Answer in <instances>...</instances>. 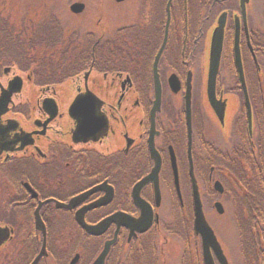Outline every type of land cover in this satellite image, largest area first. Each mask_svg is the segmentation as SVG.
I'll use <instances>...</instances> for the list:
<instances>
[{"label":"flooded vegetation","instance_id":"flooded-vegetation-1","mask_svg":"<svg viewBox=\"0 0 264 264\" xmlns=\"http://www.w3.org/2000/svg\"><path fill=\"white\" fill-rule=\"evenodd\" d=\"M135 3L134 19L88 32L71 46L82 51L84 70L68 102L39 88L32 109L38 117L31 118L18 110L20 94L14 95L10 112L30 125L18 132L31 134L32 142L0 153V226L13 240L14 223L34 219L42 202L47 226L59 220L74 229L80 211L90 225L119 216L95 238L103 250L116 237L106 264H164L168 239L176 264H264V0ZM211 34L213 46L215 35L222 46L213 104L207 85ZM10 81H0V99ZM79 95L85 106L73 114ZM3 115L2 125L15 119ZM205 173L208 188L199 179ZM77 197L82 201L74 209H56ZM232 224L240 237L227 235ZM7 244L0 247V264L10 252ZM12 248L24 260V246ZM79 255L77 264H83Z\"/></svg>","mask_w":264,"mask_h":264},{"label":"rangeland","instance_id":"rangeland-1","mask_svg":"<svg viewBox=\"0 0 264 264\" xmlns=\"http://www.w3.org/2000/svg\"><path fill=\"white\" fill-rule=\"evenodd\" d=\"M76 2L84 3L86 5V9L83 13L74 15L72 14L70 7L73 3ZM135 6L134 3L117 5L114 0H0V16L3 19V22L6 21L9 25L19 26V23H21L20 26L26 25L28 27L35 25V21H38V18H42L43 21H50L51 18L49 16H58L68 36L71 34L77 35L78 37H80L81 40L84 41L86 33L88 32L93 33L102 27H106L108 31H111L116 26L120 25V23L134 19L133 15L134 13H136ZM47 17L49 18L46 19ZM201 17L204 18L205 15H202ZM1 27L2 25H0V28ZM3 34L1 35V37L3 36ZM79 42L80 41H77V43ZM207 42H209V38H207ZM5 49L6 48H0V51L2 52ZM12 50L13 55L8 56V58L4 60V63L9 65L8 67L11 68V72L8 76L2 75L0 77V81L2 83H6L7 80L12 79L15 75L23 77L25 79V86L23 92L14 99L15 104L17 105L18 110L21 109V111H29V117H38V114L33 115L32 109H34V106L36 105L34 102L40 95L39 92L41 90H39L38 87L34 85V78L32 82L28 83L26 81V75H28L29 73H24L20 70L19 64L22 66V60L20 59L19 53H17L18 48L13 47ZM62 50L63 47L58 49L57 53H54V56L56 54L60 55ZM35 51V54L38 53V49H36ZM32 54L27 55V59L31 58ZM33 57H35V55H33ZM40 58H43V55H41L39 59ZM82 79L83 78L81 77L79 81L76 79L74 81L68 80L62 85L51 86L49 87L50 90L49 92H47V94L51 95L53 94V92H56L58 98L62 103L68 102L71 98V90L78 85H82ZM252 84L253 83H251V85ZM253 89L257 91L258 87H255ZM66 106L67 104L64 105V108ZM7 118H16L22 122L24 127L30 128V125L21 115L10 113V116H8ZM211 127L212 125L209 126V130L212 134L211 136L213 137V128ZM208 140H213V138H208ZM218 140L221 146L226 141L222 138ZM211 159L212 158L207 157L208 162L212 161ZM199 179L203 188H208L210 184L208 183V174H200ZM15 187L16 186H13L11 190L15 191ZM10 188L11 185L9 189ZM9 198L10 197L8 193V199ZM211 218L213 219V217ZM221 221H223V219H221ZM14 225L16 227V236H18V234L19 236L17 238L15 237L12 242L8 243L7 247L10 252L7 251L5 253L7 254V259L4 261V264H22L23 262L25 263L27 259L24 253L27 251V248H29L28 234L31 232L33 227L32 219H30L29 221L18 220L14 223ZM231 230L228 231L227 235H230L231 233H237L236 235L238 237L241 236L238 234V231L233 224ZM223 233L226 236L225 231ZM60 235L61 236L59 237L58 234H54L53 237V233H50L49 241L47 244L49 257L47 259H44L42 264H62L59 262V258H62V253H68L67 255H70L74 250H77L76 252L83 253V264H87L92 262L102 250V242L99 243L97 241H94L92 242L93 244L90 245L89 242L83 244L80 243L78 241L80 233L77 228L63 229L60 231ZM236 235L233 236V238H236ZM36 237L38 241V246H41L39 234H36ZM19 244H23L22 246H24L25 248V250L21 252V255L23 254L24 260L21 256L18 255L17 251L12 248L13 246H17ZM166 247L165 244H163L162 249L166 248L165 252L168 254L167 257L169 258V260H165L164 264H176V262H174L176 248L174 246V243L171 242L170 239H168V244L166 245ZM71 257L72 256H65L64 261L68 263Z\"/></svg>","mask_w":264,"mask_h":264},{"label":"water","instance_id":"water-1","mask_svg":"<svg viewBox=\"0 0 264 264\" xmlns=\"http://www.w3.org/2000/svg\"><path fill=\"white\" fill-rule=\"evenodd\" d=\"M117 1H121V0H117ZM85 9V5L82 3H75L71 6V11L73 13L76 14H80L84 11ZM215 44H221L220 43V37L215 35L214 37V46H213V38H212V44H211V54H210V67H209V75H208V98L210 100V102L213 104V86L216 80V76L218 73V69H219V63H220V55H221V45L219 46L218 50H216V46ZM237 65L239 68V71L242 73V63H241V59L240 56L238 54L237 56ZM22 85H23V81L20 78H16L14 79V81L10 82V86L9 89L6 91V93L3 95V97L0 99V119L1 116L6 113L8 111V108L6 107L8 105V102H10L11 97L14 93H18L21 91L22 89ZM53 100H47V102H45V106H47V103H52ZM84 96L80 95L74 102L73 106H72V111L73 114H75V111L81 112L82 109L84 108ZM76 119L81 123L83 121V119H81V117L79 116L78 118L76 117ZM18 128V123L15 121H9L8 125H2L0 123V153L2 152V150H12L10 149L12 145L17 144L18 142L25 140L24 144L22 145V147L20 148V150L27 145L29 142H32L31 139V134H23L22 136H18L16 135L13 139L10 137V132H14L15 130H17ZM79 134V130L77 132ZM154 154V152H153ZM143 183V182H142ZM195 191V204H196V220L197 223H200L202 225V223H205L204 220V216H203V212H202V208H201V203H200V199H199V195L197 193V188L195 186L194 188ZM31 192L33 193V195L36 197L37 195L31 190ZM82 197H77L74 200H72L68 205L67 204H62V203H57V207L58 208H64L67 210H72L74 209L77 204L79 202H81ZM43 203H40L39 208L36 211V228L37 230L42 231L43 235H44V243H43V247H42V252L38 255V257L34 260V262L32 264H38L40 262V260L42 259L43 256L46 255V227L45 224L40 216V207ZM83 211H80L77 214V222L80 224V226L90 235L93 236H100L102 235L107 228L110 226V224L112 223H116L118 222V218H120L119 216L114 217L113 219H109L106 220L96 226H91L88 225L85 222L84 216H83ZM206 224V223H205ZM204 229H207L209 233H212L211 230L209 228H207L206 226L204 227ZM10 236V231L9 229H3L0 228V246L2 244H4L8 238ZM115 239L112 241H109L105 244V248L102 251V253L99 255V257L96 259V261L93 264H105V260L106 257L108 256L110 250H111V246L114 244ZM79 260V256L75 257L73 259V261L70 264H76Z\"/></svg>","mask_w":264,"mask_h":264},{"label":"trees","instance_id":"trees-1","mask_svg":"<svg viewBox=\"0 0 264 264\" xmlns=\"http://www.w3.org/2000/svg\"><path fill=\"white\" fill-rule=\"evenodd\" d=\"M50 18V21H43L42 18H38V21H35V25H44L40 26V28H44V31L42 32V30H38V34H36L33 39L29 40L27 38H24L23 33H21V23H19V26L9 25L8 22H3V19L0 16V25H2V27L0 28V38L2 40L4 39L2 47L9 46L11 51H13V47L19 48L17 50V53H19L22 63L24 62L25 64L24 68L29 69L33 67L36 84L40 86L62 83L67 79L80 75L84 70V58L82 56V52L71 55L69 54L68 48H66L65 50V53L63 55L64 58L60 59L59 61H55L54 57H50V59L44 58L41 60H37L35 50L38 49V46L40 44H42V46H45V48H51L56 46L58 44V40H61V38H63V30L58 26L61 25L59 20L52 16ZM26 30L27 28L25 29V31ZM5 31H7L8 34L1 37L2 32ZM30 35L31 34L28 32L27 36L30 37ZM5 52L7 51H4L3 53ZM30 54H32L31 58L27 59V55ZM33 55H35V57H33ZM67 225L68 223L65 221H58L57 230L59 231V233L61 230L65 229Z\"/></svg>","mask_w":264,"mask_h":264}]
</instances>
